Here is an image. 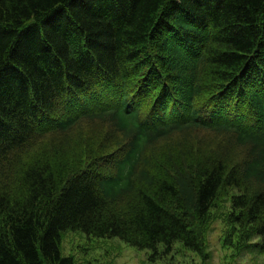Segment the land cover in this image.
<instances>
[{"label":"trees","instance_id":"trees-1","mask_svg":"<svg viewBox=\"0 0 264 264\" xmlns=\"http://www.w3.org/2000/svg\"><path fill=\"white\" fill-rule=\"evenodd\" d=\"M228 188L264 253V0H0V264H74L66 230L206 261Z\"/></svg>","mask_w":264,"mask_h":264},{"label":"rangeland","instance_id":"rangeland-1","mask_svg":"<svg viewBox=\"0 0 264 264\" xmlns=\"http://www.w3.org/2000/svg\"><path fill=\"white\" fill-rule=\"evenodd\" d=\"M233 188L216 201L211 209L212 221L206 235V261L179 241H174L171 250L164 253L161 246L151 259L150 250H139L118 238H95L80 231L66 230L60 245L62 256H71L74 264H264V253L245 246L238 251L233 246H223V239L231 233L226 216L230 211V196ZM235 236H233V240ZM250 243H258L255 238Z\"/></svg>","mask_w":264,"mask_h":264}]
</instances>
